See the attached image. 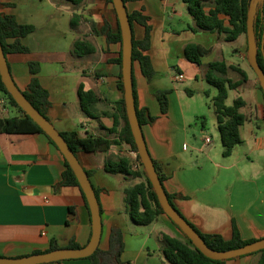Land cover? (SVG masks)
I'll return each mask as SVG.
<instances>
[{
	"label": "crops",
	"instance_id": "0c3cea01",
	"mask_svg": "<svg viewBox=\"0 0 264 264\" xmlns=\"http://www.w3.org/2000/svg\"><path fill=\"white\" fill-rule=\"evenodd\" d=\"M211 5L206 6L207 11ZM126 6L129 14L142 13L151 26L147 54L156 74L149 81L140 64L135 63L134 79L138 106L148 108L157 118L142 129L152 158L167 177L163 183L166 192L176 195V207L203 233L229 239L236 225L243 239L264 238V92L249 62L248 36L227 42L218 33L192 31L189 27L195 22L183 0H128ZM114 10L108 0H84L79 6L65 0H0V14L13 15L19 23L35 26V31L22 39L30 52L9 54L7 60L15 83L23 91L32 79L29 63H40L38 77L52 102L48 118L59 131L116 141L109 150L77 155L99 190L103 223L100 248H109L110 234L117 227L124 233L122 264H171L164 253L163 234L182 235L168 216L163 214L143 226L125 210V189L145 182V178L106 171L108 162L120 158L141 168L135 152L120 140L125 121L117 103L124 95L118 88L122 66L116 60L122 45L109 43L106 36L92 30L93 24L105 22L115 28L118 18ZM74 14L82 15V20L73 28ZM184 20L192 22L186 29L182 28ZM145 34V26L133 22L135 39L143 40ZM78 40H87L96 52L77 56L74 44ZM190 43L211 49L200 66L185 56V47ZM224 45L231 48L228 58L224 56ZM212 55H216L213 60ZM214 61L239 67L248 76L239 89L229 91L245 100L242 112L247 116L241 127L242 143L230 157L223 156L213 105L217 90L205 79L208 65ZM164 75L173 82L187 81L191 88H170L161 80ZM178 75L182 76L180 80ZM229 77L235 81L242 78L236 71H231ZM81 85L99 98L88 107L90 114L82 107L78 93ZM165 89H172V93L169 111L162 114L156 92ZM196 96L202 101H190ZM16 116L18 110L0 92V118ZM209 124L219 137L210 133ZM64 170V156L44 134L0 133V256L30 255L47 251L52 244L67 248L72 241L81 247L88 245L92 222L81 190L76 186L55 189ZM259 261L260 255H248L226 264ZM49 264L91 262L80 258Z\"/></svg>",
	"mask_w": 264,
	"mask_h": 264
},
{
	"label": "trees",
	"instance_id": "16d2710c",
	"mask_svg": "<svg viewBox=\"0 0 264 264\" xmlns=\"http://www.w3.org/2000/svg\"><path fill=\"white\" fill-rule=\"evenodd\" d=\"M65 1H69L77 6L84 2V0ZM124 1L126 3L128 0ZM108 2L113 4V0H108ZM183 2L187 4L189 14L192 16L195 22L194 26L189 27L192 31L197 32L203 30L218 33L223 35L227 42L236 41L242 35L247 36L248 12L250 9L251 0H183ZM209 3L212 4V7L207 11L206 6ZM114 11L117 15L116 9ZM129 17L132 27L133 22H138L144 25L146 28V34L143 40H136L133 35V61L134 64H140L142 74L150 81L156 74L151 57L147 54L151 43V26L147 24V17L143 16L140 12L131 13L129 14ZM81 20L82 15L74 14L71 19L72 27L74 28L78 26ZM92 30L94 34L106 36L109 43H120L122 45V32L118 19L115 28L110 23L105 22L102 25L93 24ZM34 31V25L21 24L13 15L0 14V40L6 55L14 53H29L30 49L22 43V39L32 34ZM255 32L259 47L258 61L264 69V52L262 51V41L264 38V3L259 4L258 6L257 19L255 21ZM74 52L77 56L82 57L95 53L96 48L87 40H78L74 44ZM210 52L211 49L195 43H190L185 47L186 58L191 63H194L198 66L202 65V58L209 55ZM116 62L122 66V52ZM29 69L32 79L23 92L27 99L35 106V108L48 118V113L52 107V102L50 101L49 91L42 85L38 77L41 70L40 63L30 62ZM231 71L238 72L242 78L237 81L233 80L229 77V73ZM205 79L217 90V94L213 98V105L217 116L218 129L223 146V156L230 157L233 154L234 149L242 143L241 127L246 122L247 116L242 112V108L246 105V102L242 97L236 98L232 105H228L227 100L229 97V91L239 89V87L248 80V76L247 73L239 67L228 65L225 61H214L208 65V71L206 73ZM118 88L124 95L125 89L122 73L119 77ZM0 92L7 97L10 104L14 106L19 112V116L16 117L0 118V133H41L44 134L60 151L50 136H48L45 131L17 104L12 95L8 92L6 85L2 80L1 74ZM187 92L192 94L189 90ZM78 93L82 101L83 110L90 114L88 107L99 100L98 96L93 91L85 90L83 85L80 86ZM171 93L172 89L159 90L156 92V98L159 101L162 114H167L169 111V95ZM134 96L137 114L141 126L154 123L157 118L150 113V110L148 108H140L138 106L135 79ZM117 107L121 117L125 121V125L120 132V140L129 145L132 151L135 152L137 161L139 162L141 168H135L131 161L127 158H120L116 162H108L106 165V171L112 174H123L133 178H145V182L125 189L124 205L126 212L131 216L132 220L136 224L147 226L157 220L159 216L166 214L159 202L158 196L148 178L147 172L138 153V147L136 145L128 119L124 96L118 101ZM203 120L205 121V118H203ZM60 133L76 155H78L80 152L106 151L116 143V141H112L102 136L88 135L82 137L77 131H60ZM153 162L157 169L160 180L162 183H164L167 178L166 175L163 173L158 162L154 159ZM86 173L90 178V172ZM64 186H76L81 190L91 217L86 196L81 188L76 174L74 173L66 158L65 170L62 174V179L56 185L55 189L59 190ZM95 191L98 196L99 190L95 188ZM167 195L172 205L177 208L174 204V198L176 195H172L170 193H167ZM178 211L180 212L179 209ZM171 222L181 232L182 235L180 237L169 235L167 233L163 234L162 245L164 253L171 264H226V262L229 261L215 260L205 256L172 220ZM190 224L201 234L207 245L211 249L217 251L236 249L258 240L243 239L236 225L233 226L231 238L226 239L219 234L203 233L191 222ZM58 248L60 247L52 244L50 249L47 251ZM67 248H81V245L72 241ZM124 250V233L120 228L114 227L110 234L109 248L104 250L99 247L94 254L85 259H88L91 264H122V255ZM41 252L43 251H35L34 253ZM248 255H260V261L258 264H264V250Z\"/></svg>",
	"mask_w": 264,
	"mask_h": 264
},
{
	"label": "water",
	"instance_id": "95a60500",
	"mask_svg": "<svg viewBox=\"0 0 264 264\" xmlns=\"http://www.w3.org/2000/svg\"><path fill=\"white\" fill-rule=\"evenodd\" d=\"M264 0H251L248 12V57L251 67L256 72L261 87L264 92V69L258 61V44L255 32V21L257 19L258 6L263 4ZM116 9L117 18L122 32V74L124 84V97L128 119L134 135L138 153L141 157L143 166L147 172L148 178L158 196L159 202L165 214L180 228L188 239L207 257L215 260H230L257 251L264 250V238L247 244L243 247L228 251H217L211 249L201 234L190 224V222L175 208L170 202L164 184L160 180L153 158L146 144L142 126L139 122L136 101L134 96V61H133V27L130 21L129 12L124 0H113ZM264 51V44L262 46ZM0 74L8 92L12 95L17 104L50 136L56 143L69 165L73 169L81 188L86 196L92 222V234L88 245L81 248H58L41 253H33L20 257L0 256V264H49L70 259L87 258L94 254L100 247L103 223L99 199L95 188L81 165L77 155L65 141L60 131L54 124L27 99L23 90H21L14 81L7 55L4 52L0 40Z\"/></svg>",
	"mask_w": 264,
	"mask_h": 264
},
{
	"label": "rangeland",
	"instance_id": "374dc122",
	"mask_svg": "<svg viewBox=\"0 0 264 264\" xmlns=\"http://www.w3.org/2000/svg\"><path fill=\"white\" fill-rule=\"evenodd\" d=\"M190 23L192 24L191 20H188V21L187 20H184V25H182V28H185V29L188 28ZM224 48H225V54H224V56H225V58H228V53H230L231 48L229 46H227V45H224ZM215 56L214 55L211 56L212 60H213V58ZM137 71H138V69H136V74H137ZM160 77H161V80L164 81V83L166 84V86H169L170 88L177 87L179 89H182V88H184V86H186L188 88H191L190 87L191 85H188V82L187 81H185V84H186L185 85L182 82H178V81L177 82H173L170 77H165V75L164 76H160ZM156 81H159V78H157ZM236 97H237V93L235 91H231L229 93L228 104L229 105H232L233 104V101L235 100ZM190 101H202V99H199L198 100V97L196 96L195 98L191 99ZM208 128L210 130V133L212 132L211 134H214V136H216V138L219 137L218 136L219 135L218 134V131L215 130L214 128H211L210 124L208 125Z\"/></svg>",
	"mask_w": 264,
	"mask_h": 264
},
{
	"label": "built area",
	"instance_id": "2783aa9c",
	"mask_svg": "<svg viewBox=\"0 0 264 264\" xmlns=\"http://www.w3.org/2000/svg\"><path fill=\"white\" fill-rule=\"evenodd\" d=\"M182 78L181 75H178L177 79L180 80ZM211 140L210 139H207V142H210Z\"/></svg>",
	"mask_w": 264,
	"mask_h": 264
}]
</instances>
